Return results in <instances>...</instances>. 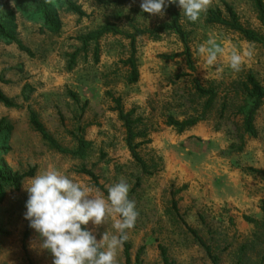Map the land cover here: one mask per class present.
Listing matches in <instances>:
<instances>
[{"label":"rangeland","instance_id":"374dc122","mask_svg":"<svg viewBox=\"0 0 264 264\" xmlns=\"http://www.w3.org/2000/svg\"><path fill=\"white\" fill-rule=\"evenodd\" d=\"M1 1L10 36L0 34V92L10 104L0 101V167L12 174L34 168V175L55 167L101 191L129 184L138 216L126 230L128 253L124 246L118 250L117 264H167L162 251L170 264H264V98L253 114V133L244 127L251 102L244 84L251 73L264 88V45L208 23L207 14L189 22L175 5L182 34L169 29L155 38L137 36L138 79L130 83V40L124 34L172 22L170 5L161 18L142 12L141 0H46L53 15L47 23L39 8ZM224 2L264 38L251 0H213L210 8L225 16ZM105 24L123 33L85 41ZM210 38L225 49L222 73L200 68L196 50ZM232 48L253 53L238 73L227 67ZM196 83L215 93L208 109ZM120 113L132 121L135 150L148 173L128 149ZM196 117L203 119L181 132L169 123ZM32 118L64 148L75 150L84 140V157L59 152ZM29 178L3 188L0 264H52L35 230L29 227L25 236L22 184ZM86 227L97 240L104 231L115 233L112 220Z\"/></svg>","mask_w":264,"mask_h":264},{"label":"clouds","instance_id":"9594fccd","mask_svg":"<svg viewBox=\"0 0 264 264\" xmlns=\"http://www.w3.org/2000/svg\"><path fill=\"white\" fill-rule=\"evenodd\" d=\"M135 3V0H132ZM213 0H141L142 12L163 17L168 5H177L187 21L197 22L207 14ZM131 7V5H129ZM197 54L202 58L200 68L219 67L224 47L213 38L200 44ZM253 55L250 49L243 52L230 49L227 67L240 72L245 57ZM27 193L24 219L40 238V248L52 256V264H117L118 250L127 241V231L135 226L138 212L135 202L129 199L130 185L120 181L107 189H100L74 182L55 167L38 171L22 184ZM112 220L115 233L104 231L99 240L91 230Z\"/></svg>","mask_w":264,"mask_h":264},{"label":"trees","instance_id":"16d2710c","mask_svg":"<svg viewBox=\"0 0 264 264\" xmlns=\"http://www.w3.org/2000/svg\"><path fill=\"white\" fill-rule=\"evenodd\" d=\"M19 7L23 10H30L33 8H39L42 11L44 21L47 23L53 22L52 20V13L51 11L47 8L46 5V0H16ZM116 3H123L124 1L127 0H115ZM253 3V6L255 10L258 13V18L260 20L261 25L264 27V3L263 0H251ZM5 4L0 0V34L3 36H10L8 30V16L3 12ZM175 5H170V13L174 15L172 22H165L162 24H159L158 26L152 28V29H134L133 32L124 34L125 37L129 38L130 40V56L126 59V63L129 65L130 68V75L128 78V81L130 83H134L138 79V70H137V64H136V59H135V41L136 37L144 34H148L149 36L155 38L159 35V33L169 30V29H174L175 31L179 32L182 34L181 27L177 23L178 21V12L176 11ZM75 10L77 8H74ZM224 10L226 12V15H223V12L220 8H209L207 15H208V23L210 24H219L222 25L228 29H231L233 31L238 32L244 39L251 41V42H259L264 45V38L259 34V32L253 28L247 27L242 25L237 17L236 12L233 10V8L224 2ZM106 33H112V34H122V30H120L117 26L113 24H105L101 28L97 29L96 31L90 32L86 35L85 41L86 40H94ZM75 54L71 55V60L70 63H73ZM70 64V65H71ZM185 75V74H182ZM196 90L199 93L200 96H205V104L204 107L205 109H208L212 101L215 97V93L211 89H206L202 86H200L198 83H196ZM244 91L246 96L251 99L250 104L248 105L246 116L244 119V127L245 130L249 133H253V128H252V119H253V114L255 111L258 109V107L261 104L262 99L264 98V88L261 87L253 78V75L249 73L246 77V83L244 84ZM0 101L4 102L5 104H10L6 98L2 95L0 92ZM120 118L124 121L125 127H126V144L128 146V149L132 155V157L140 164L142 171L144 173H148L147 165L145 161L138 155L136 152L135 148L138 146V143H133V131L131 128L132 121L129 119L128 114H122L120 113ZM203 118H188L184 119L182 121L176 120V119H170L169 123L176 127L178 132H181L185 130L187 127L195 125L198 121L202 120ZM31 123L34 126V128L40 132L42 137L49 141L59 152L65 153V154H71V155H77L80 158L84 157L85 150L88 146V144L82 140L79 139L77 143V148L75 150H69L67 148H64L60 145H58L46 132L45 130L38 124V122L32 118ZM249 170L251 171H259L254 168L249 167ZM34 168L29 169L26 172L23 173H10L3 168L0 167V197L3 193V188L5 186H15L18 187L20 184L21 180L25 177H32L34 175ZM80 172L89 175L90 177L94 178L93 173L86 169L85 167H82L80 169ZM185 186H182L179 188V190L183 189ZM104 193L107 195V190H103ZM175 205V204H174ZM262 210H264V205L262 206ZM246 221L252 222L255 225H258L259 222L251 217L245 216L244 217ZM29 230V224L27 225V229L25 232V236H27ZM124 246V252L128 253L129 250V244L125 242L123 244ZM163 259L167 264H170L167 262V260L164 257V251H162Z\"/></svg>","mask_w":264,"mask_h":264}]
</instances>
